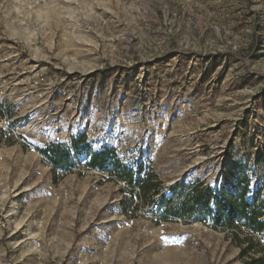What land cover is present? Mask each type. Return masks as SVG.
<instances>
[{
	"label": "rangeland",
	"instance_id": "obj_1",
	"mask_svg": "<svg viewBox=\"0 0 264 264\" xmlns=\"http://www.w3.org/2000/svg\"><path fill=\"white\" fill-rule=\"evenodd\" d=\"M66 1L0 0V264L262 257L264 233L243 221L170 211L197 187L214 212L263 186L264 0ZM103 148L132 183L88 168Z\"/></svg>",
	"mask_w": 264,
	"mask_h": 264
},
{
	"label": "trees",
	"instance_id": "obj_2",
	"mask_svg": "<svg viewBox=\"0 0 264 264\" xmlns=\"http://www.w3.org/2000/svg\"><path fill=\"white\" fill-rule=\"evenodd\" d=\"M85 140L86 136L84 134L72 138V149L77 156L88 147ZM42 153L48 155L55 166L62 167L63 165L71 164L70 154L64 146L52 145L48 150H43ZM257 161L264 166V150L257 158ZM86 164L88 168L99 170L110 169L127 183L133 182L131 171L123 167L119 161L115 159L110 148H103L91 153ZM138 183L140 184L141 181L139 180ZM263 190L264 181L263 186L256 192L254 202L251 203L246 199V185H243L238 188L233 203H228L224 199H219L216 201L217 210L212 212L207 208L212 192L209 188L197 187L190 202L187 201L183 203L180 210L170 211V213L179 217L186 223H189L193 216V220L206 222L205 213H208L211 216L213 215L214 225L222 229L232 228L236 221H243L244 226L252 230V232L264 233V200H260V193ZM262 217L263 219H261ZM246 242L248 243L247 248L241 249V255L245 254L246 250L255 251V246L258 244H256L251 237L247 238ZM241 264H264V254L262 257L250 256L247 260L242 261Z\"/></svg>",
	"mask_w": 264,
	"mask_h": 264
},
{
	"label": "bare ground",
	"instance_id": "obj_3",
	"mask_svg": "<svg viewBox=\"0 0 264 264\" xmlns=\"http://www.w3.org/2000/svg\"><path fill=\"white\" fill-rule=\"evenodd\" d=\"M67 1H68V0H67ZM67 1H66V2H67ZM70 1H71V0H70ZM70 1H69V2H70ZM8 197H9V196H8ZM9 198H10V197H9ZM10 199H11V198H10ZM6 200H7V199H6ZM19 224H20V223H19ZM17 225H18V224H17Z\"/></svg>",
	"mask_w": 264,
	"mask_h": 264
}]
</instances>
